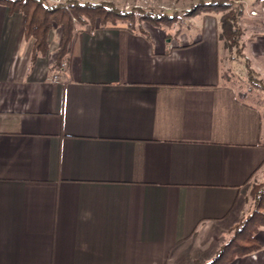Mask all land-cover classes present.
Here are the masks:
<instances>
[{
    "label": "crops",
    "instance_id": "obj_1",
    "mask_svg": "<svg viewBox=\"0 0 264 264\" xmlns=\"http://www.w3.org/2000/svg\"><path fill=\"white\" fill-rule=\"evenodd\" d=\"M95 23L60 62L53 27L33 61L25 16L0 4V264L197 260L262 175L264 111L223 82L213 16L176 36ZM251 50L264 64V33ZM256 237L222 263L264 264Z\"/></svg>",
    "mask_w": 264,
    "mask_h": 264
},
{
    "label": "rangeland",
    "instance_id": "obj_2",
    "mask_svg": "<svg viewBox=\"0 0 264 264\" xmlns=\"http://www.w3.org/2000/svg\"><path fill=\"white\" fill-rule=\"evenodd\" d=\"M50 5H60L57 2L69 3L68 0H46ZM234 3L235 5H242L244 7V15L240 18L239 26L241 29V37L239 39L242 43V51L240 52L241 57L238 53L233 52L230 49V42L220 40L219 42V63L220 71L222 73V79L224 83L232 85L239 97L242 100L257 106L264 111V93L253 87L245 74L244 63L247 59L250 67L255 71L256 76L264 81V64H262V57L255 58L251 50V44L257 38L262 37L264 33V3L263 0H119L117 2L109 3L118 12L131 13L128 19L121 20L122 23L131 25L135 30H143L146 24L153 26L149 20H142V16H160L167 15L169 20L159 22L167 32L176 36V34L189 30L190 27H194L197 23L203 21V14L214 17L217 26L220 24L221 12L217 11L215 7L206 6L211 3ZM64 6V5H62ZM65 7V6H64ZM230 9L225 10L226 12ZM86 18L85 16H83ZM75 18V17H74ZM78 19H72L74 26V33L80 32L85 29L88 24L78 23ZM89 21V20H88ZM98 21V20H97ZM119 22V21H117ZM96 23H91L92 27ZM101 26V25H100ZM58 38L61 37V28L58 27ZM264 190V168L260 178L254 179L250 182L247 188V203L243 209V213L240 219L237 221L234 233L228 237L221 236L222 234L218 231V236L214 239V244H210L206 249L207 251L203 257L199 259L182 260L180 264H205L211 262V258L208 256L212 251L218 250L215 253L213 261L220 253H225L224 263L230 260L232 257L235 247L238 245H247L244 242L246 237L245 232H238L243 226L244 222L251 217V222L257 224H264V196L260 194ZM263 198V200H262ZM248 224V223H247ZM247 226V225H246ZM250 226V225H249ZM254 226V228H255ZM253 228V229H254ZM248 233V232H246ZM225 237V238H224ZM250 249L251 245L248 244ZM206 251V250H205ZM214 254V253H213ZM224 257V256H223ZM208 258V259H207ZM190 260V261H189Z\"/></svg>",
    "mask_w": 264,
    "mask_h": 264
},
{
    "label": "trees",
    "instance_id": "obj_3",
    "mask_svg": "<svg viewBox=\"0 0 264 264\" xmlns=\"http://www.w3.org/2000/svg\"><path fill=\"white\" fill-rule=\"evenodd\" d=\"M0 4L6 5L11 11L20 12L25 16L26 37H31L35 40L33 61H35L38 56L43 55L48 51V35L53 27H59L62 30L60 47L58 50V61L60 62L63 60L67 48L75 34L72 15L78 19V23L88 24V26L91 23H95L96 20H99L101 28H106L109 23L116 26L117 21L128 19L129 16H131V13L118 12L113 6L106 2L98 4L71 3L70 10L61 5H50L46 0H0ZM206 6L215 7L216 10L222 14L220 24L217 26L218 40L230 42V49L233 52L238 53V56L241 57L240 52L243 47L242 43L239 41L241 37L239 21L245 13L244 7L242 5H235L234 3H225V1L223 3L206 4ZM227 9L230 10L226 12L225 10ZM141 16L142 20H145L146 18V20H149L154 27H162L159 22H164L165 20L170 19L167 15H164L163 17ZM128 28L132 30L134 29L131 25H128ZM244 60L245 63L243 67L249 83L264 93V81L256 76L255 71L250 67L248 60ZM260 194H263L264 196V190ZM262 206H264V204H262ZM251 220V217L248 218L238 231L239 233L243 231L245 232L246 237H244V242L247 245H237L235 251L232 253L233 258L250 254L259 248L256 235L260 228L264 227V224L260 223L255 226L256 222H251ZM248 244L251 245V249ZM225 257V253L222 252L211 264H223L224 262L222 263V261Z\"/></svg>",
    "mask_w": 264,
    "mask_h": 264
},
{
    "label": "built area",
    "instance_id": "obj_4",
    "mask_svg": "<svg viewBox=\"0 0 264 264\" xmlns=\"http://www.w3.org/2000/svg\"><path fill=\"white\" fill-rule=\"evenodd\" d=\"M60 5H64L67 9H69V5L65 2H57ZM73 20H75L73 18ZM69 68V63L68 61L64 60L59 67L56 70V73L52 76L51 82L52 83H59L62 74Z\"/></svg>",
    "mask_w": 264,
    "mask_h": 264
}]
</instances>
